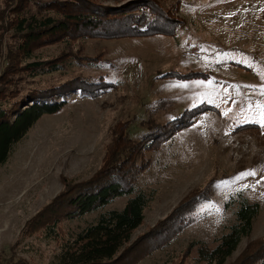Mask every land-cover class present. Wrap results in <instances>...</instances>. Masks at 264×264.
Wrapping results in <instances>:
<instances>
[{
  "label": "rangeland",
  "instance_id": "1",
  "mask_svg": "<svg viewBox=\"0 0 264 264\" xmlns=\"http://www.w3.org/2000/svg\"><path fill=\"white\" fill-rule=\"evenodd\" d=\"M3 1L0 12L10 13L19 0L8 8ZM42 1L32 0V9ZM94 1L105 7L150 3L159 19L174 20L172 32L83 36L37 48L38 58H60L63 69L36 78L5 74L7 43L0 46V107L38 85L108 82V90L89 85L93 93L75 92L60 112L42 116L0 169V264H52L63 238L98 214L64 220L58 240L32 233L28 222L69 185L95 177L117 133L137 138L156 128L160 143L146 153L149 166L138 174L139 188L155 196L132 236L129 264L193 263L199 246L214 248L229 231L237 204H226L239 194L260 203L261 211L226 264H264V123L258 107L264 104V0ZM191 72L198 77L185 79ZM203 104L213 108L175 129L179 117ZM126 201L117 198L106 210L122 209Z\"/></svg>",
  "mask_w": 264,
  "mask_h": 264
},
{
  "label": "trees",
  "instance_id": "2",
  "mask_svg": "<svg viewBox=\"0 0 264 264\" xmlns=\"http://www.w3.org/2000/svg\"><path fill=\"white\" fill-rule=\"evenodd\" d=\"M12 1H3L6 8ZM138 3L141 2L105 7L94 0H47L40 2L39 10L34 11L32 0L27 4L24 0L15 2L10 13L0 12V46L7 43L5 74L22 71L36 78L61 71L63 61L60 58L44 60L35 55V50L65 39L83 36L114 39L172 32L173 19L170 22L167 17L161 20L152 4L137 6ZM198 75V72H191L186 78L181 77L190 79ZM89 85H93L91 89L108 90V82L104 79L95 84L86 79H73L48 88L38 85L22 98L3 104L0 107V169L42 116L60 112L75 92L93 93ZM212 108L203 104L187 110L177 119L182 123L175 129L188 127L191 117ZM187 115L189 120L185 118ZM160 130H146L137 138L128 135L127 130L117 133L116 142L108 148L104 165L95 177L69 185L28 222L32 233L41 231L46 238L58 240L64 220L98 214L80 231L63 238L52 264H129L133 261L135 244H129L134 232L144 223L145 211L155 196L153 190L139 188L138 174L149 166L150 161H144L145 155L158 147V139L163 135H157ZM121 197L127 198L122 209L106 210ZM233 203L237 208L229 231L218 239L214 248L206 244L199 246L197 257L190 264H226L243 238L253 232L261 211L260 203L250 202L242 194L232 198L226 207ZM182 225L185 222L180 227Z\"/></svg>",
  "mask_w": 264,
  "mask_h": 264
},
{
  "label": "snow or ice",
  "instance_id": "3",
  "mask_svg": "<svg viewBox=\"0 0 264 264\" xmlns=\"http://www.w3.org/2000/svg\"><path fill=\"white\" fill-rule=\"evenodd\" d=\"M258 107L261 109V123H264V104L258 105ZM248 175H254L255 173L249 172Z\"/></svg>",
  "mask_w": 264,
  "mask_h": 264
}]
</instances>
